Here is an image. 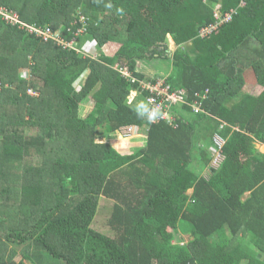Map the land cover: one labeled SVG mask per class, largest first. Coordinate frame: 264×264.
I'll list each match as a JSON object with an SVG mask.
<instances>
[{"label":"trees","instance_id":"1","mask_svg":"<svg viewBox=\"0 0 264 264\" xmlns=\"http://www.w3.org/2000/svg\"><path fill=\"white\" fill-rule=\"evenodd\" d=\"M0 6L64 28L65 40L83 16L78 47L94 41L97 51L85 57L0 19V264H264V0ZM162 59L187 102L171 105L172 124H149L133 110L148 105L139 86L152 76L139 68ZM255 85L261 94H251ZM196 102L204 112L195 114ZM126 127L146 140L123 154L110 141ZM104 198L113 203L110 234L92 227ZM182 221L186 247L173 243Z\"/></svg>","mask_w":264,"mask_h":264},{"label":"built area","instance_id":"2","mask_svg":"<svg viewBox=\"0 0 264 264\" xmlns=\"http://www.w3.org/2000/svg\"><path fill=\"white\" fill-rule=\"evenodd\" d=\"M246 1V0H245ZM244 2V0H243ZM0 19L3 20L6 24L11 25L13 27H17L19 30H23L28 34L35 36L37 38L42 39L44 42H53L56 45L62 46L63 48L75 49L78 53L83 54L85 57L90 56L88 46L85 49V45L89 42H86L81 48L79 45V38L81 35H84L87 31V19L83 16L80 17V23L82 25L76 32H74V38L71 40L63 39V33L66 31L64 28H59L54 30L50 26H39L37 24H30L23 21L20 15L17 12L10 11L2 6H0ZM232 20L231 15H227L225 21L229 22ZM67 31H70L69 29ZM85 51V52H84ZM97 57V54L94 58ZM122 74L127 76L132 83L135 82V79L129 74L128 71H124L120 69ZM25 72L24 74H27ZM28 76V74H27ZM151 81V80H150ZM147 79L141 82L139 86L140 93L148 92L149 95L146 98L149 107L158 106L159 107V118L157 121L165 120L172 124L173 118L169 115L170 107L173 104H184L187 102V93L184 89L173 90L171 86L167 83V77H163L160 80H156V82H150ZM81 89V86H79ZM208 91L203 96V99L206 100ZM193 110L195 114L200 112H204L198 102L194 103ZM156 121V122H157ZM128 130H132V127H127ZM133 132V130H132ZM131 135V134H129ZM133 135V134H132ZM134 136V135H133ZM216 144L221 148L224 144V140L220 137H216ZM221 158L220 154H216L213 163H217V161Z\"/></svg>","mask_w":264,"mask_h":264},{"label":"rangeland","instance_id":"3","mask_svg":"<svg viewBox=\"0 0 264 264\" xmlns=\"http://www.w3.org/2000/svg\"><path fill=\"white\" fill-rule=\"evenodd\" d=\"M244 7H246L248 5V0H244L243 2ZM261 15H257L251 20L252 22L249 24L250 26L252 25H256L259 21H260ZM248 25V24H247ZM246 25V26H247ZM251 28V27H250ZM249 28V29H250ZM218 34V33H217ZM216 34V35H217ZM221 39H225L224 37H222ZM239 40V38L233 36V39H231L230 44H226L225 50H222V54H226L230 48L232 46H234V44ZM227 42V41H226ZM96 43L94 41H90L89 43H87L84 47L85 49H87L88 46V50H89V55L90 56H86V57H91L94 58L97 54L96 51ZM221 49V47H220ZM169 50L170 52L167 55V57H171L173 52L175 51V45L174 42L169 39ZM85 52V51H84ZM112 54V53H110ZM141 68L140 71L142 70L144 73L148 74L149 76H152L150 80H160L163 77H167L166 75H169L172 71V63L169 61V59H162V60H157V61H143L141 62ZM88 75V73L86 72L85 75ZM27 75V74H26ZM97 86H93L92 89L93 91L97 90ZM78 90H81L80 87ZM263 88L259 87V86H252V91L251 94L252 95H259L261 94ZM134 94H131V99L133 98ZM93 109V103L90 101L85 102L84 104H82V110L80 111L81 116H83L84 118L88 115V113ZM131 134V135H129ZM134 134V131L132 132V130H128L127 127L123 128L118 136L116 137V139H113L110 141V143L119 151L122 152L123 154L129 153L128 151L130 150L131 145L135 146V145H140V144H144L146 137L142 136L144 138H142L140 135H132ZM106 140H97V143H105ZM107 142V141H106ZM259 149H261L260 151L264 153V146L260 147ZM263 150V151H262ZM221 161V158L217 161V163H213L212 166L217 167L218 163ZM205 176H208L207 173H205ZM192 191L189 192V194H191ZM113 209V203L111 201H109L108 199L104 198L100 200V206L98 208V213H97V217L94 220V224L92 225V227L104 234H110L107 229H106V225H107V221L108 218L112 212ZM190 231V227L189 224L186 222H181L180 223V228L178 230H174L172 231V235H173V243L180 245L182 247H186L187 243L190 241L191 237L189 234ZM19 259V258H18ZM49 264H59L56 263L55 261L51 260V262H49Z\"/></svg>","mask_w":264,"mask_h":264},{"label":"clouds","instance_id":"4","mask_svg":"<svg viewBox=\"0 0 264 264\" xmlns=\"http://www.w3.org/2000/svg\"><path fill=\"white\" fill-rule=\"evenodd\" d=\"M110 7V5H109ZM137 116L141 119H145L149 124L155 123L159 118V107H149L144 103H138L133 109Z\"/></svg>","mask_w":264,"mask_h":264},{"label":"crops","instance_id":"5","mask_svg":"<svg viewBox=\"0 0 264 264\" xmlns=\"http://www.w3.org/2000/svg\"><path fill=\"white\" fill-rule=\"evenodd\" d=\"M87 76V74L85 75H83V77L78 81V86H77V90H78V87L79 86H81V89H82V81H84V79H85V77ZM167 76V75H166ZM139 136V135H138ZM141 137H142V135H140ZM142 138H144V137H142ZM259 146L260 147H262V146H264V145H258L257 147L259 148ZM261 150V149H260ZM263 151V150H262Z\"/></svg>","mask_w":264,"mask_h":264}]
</instances>
